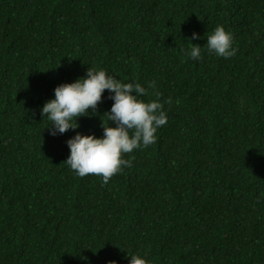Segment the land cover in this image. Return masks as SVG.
Here are the masks:
<instances>
[{
  "label": "trees",
  "instance_id": "16d2710c",
  "mask_svg": "<svg viewBox=\"0 0 264 264\" xmlns=\"http://www.w3.org/2000/svg\"><path fill=\"white\" fill-rule=\"evenodd\" d=\"M216 25L233 34L227 59L204 45ZM87 67L172 100L155 143L107 183L63 161L75 132L102 136L108 90L75 130L51 136L40 113ZM133 253L264 264V0H0V264Z\"/></svg>",
  "mask_w": 264,
  "mask_h": 264
},
{
  "label": "clouds",
  "instance_id": "9594fccd",
  "mask_svg": "<svg viewBox=\"0 0 264 264\" xmlns=\"http://www.w3.org/2000/svg\"><path fill=\"white\" fill-rule=\"evenodd\" d=\"M198 38L197 33L191 34V39ZM191 44L187 55L199 61L202 46ZM204 45L208 53L225 59L236 52L233 34L222 25H216L206 36ZM104 90H108V98L113 102L104 113L107 124L101 122L102 136L75 132L65 141L69 154L63 161L77 176L94 174L101 178V183H107L114 174L132 166L131 158L125 159L123 154L155 143L157 129L167 123L163 104L172 102L167 97L162 103L161 93L156 90L152 93L154 99H141L147 89L139 82H123L103 68L87 67L84 76L56 85L52 98L40 108L41 116L48 121L45 126L48 134L56 136L78 128L77 117L88 115L90 109L94 112ZM127 257L128 264H148L142 255L133 253ZM81 259L87 264V257L81 256ZM105 264L117 262L108 260Z\"/></svg>",
  "mask_w": 264,
  "mask_h": 264
}]
</instances>
